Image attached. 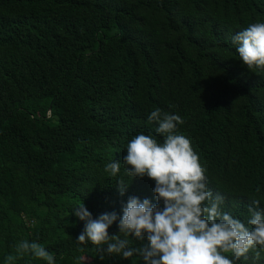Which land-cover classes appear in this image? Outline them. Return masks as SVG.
Wrapping results in <instances>:
<instances>
[{
    "label": "trees",
    "instance_id": "obj_1",
    "mask_svg": "<svg viewBox=\"0 0 264 264\" xmlns=\"http://www.w3.org/2000/svg\"><path fill=\"white\" fill-rule=\"evenodd\" d=\"M257 22L264 0H0V264L24 240L55 264H144L78 243L85 222L72 211L115 212L110 236L148 243L118 223L129 197L157 203L155 182L123 163L135 136L162 142L157 108L184 120L178 134L222 211L247 225L253 200L264 210V68L249 70L232 42Z\"/></svg>",
    "mask_w": 264,
    "mask_h": 264
},
{
    "label": "clouds",
    "instance_id": "obj_2",
    "mask_svg": "<svg viewBox=\"0 0 264 264\" xmlns=\"http://www.w3.org/2000/svg\"><path fill=\"white\" fill-rule=\"evenodd\" d=\"M232 42L238 44L240 60L249 70L264 68V23L250 24L233 36ZM148 120L158 124L156 132L162 135V142L151 135L135 136L127 144L123 163L129 166L126 172L130 177L147 176L155 182L157 203L129 197L118 223L119 233L125 237H146L148 243L133 248L127 238L110 236L108 229L117 221V214L103 213L93 219L83 203L72 211L85 222L78 243L90 241L101 253L120 255L123 259L138 254L144 264H235L241 257L254 264L264 251V210L259 209L260 201L253 200L256 207L248 209L247 225L251 227L222 211L223 197L213 196L207 187L205 169L190 139L178 134V125L184 120L159 108L151 112ZM105 171L116 176L120 163H108ZM117 184L123 196L129 184L122 180ZM228 197V202H233ZM28 253L55 264L45 247L27 240L16 245V255H8L5 264H14L18 257ZM229 253L232 258L225 255Z\"/></svg>",
    "mask_w": 264,
    "mask_h": 264
},
{
    "label": "rangeland",
    "instance_id": "obj_3",
    "mask_svg": "<svg viewBox=\"0 0 264 264\" xmlns=\"http://www.w3.org/2000/svg\"><path fill=\"white\" fill-rule=\"evenodd\" d=\"M88 258H85V260H87Z\"/></svg>",
    "mask_w": 264,
    "mask_h": 264
}]
</instances>
